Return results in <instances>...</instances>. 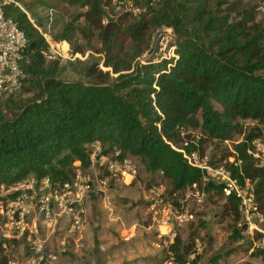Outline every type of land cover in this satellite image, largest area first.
Wrapping results in <instances>:
<instances>
[{
    "label": "trees",
    "instance_id": "1",
    "mask_svg": "<svg viewBox=\"0 0 264 264\" xmlns=\"http://www.w3.org/2000/svg\"><path fill=\"white\" fill-rule=\"evenodd\" d=\"M58 1L86 7L78 17L95 32L110 70L94 64L88 68V81L60 79L59 61L42 53L48 49L44 36L19 7H5L26 35L20 87L27 84L32 94L19 102L10 96L0 102V184L47 177L52 189L60 188L77 170L83 173L90 166V146L99 143L103 153L117 150L118 159L136 157L147 172H160L172 193L183 191L193 183L201 185L204 172L178 148L202 154L209 144L239 135L225 155L233 161L224 167L239 184L248 180L264 218V167L249 152L255 138L264 139V129L246 132L239 121L264 124V19L257 20V5L161 0L134 18L106 13L100 0ZM163 26L174 30L177 56L138 62L149 49L152 32ZM76 29L74 21L67 22L55 40L72 41ZM205 190L222 193L224 184L209 180ZM223 205L239 219L234 194L225 196ZM241 238L240 229L234 228L231 239ZM191 247H180L176 237L170 244L174 261L185 264ZM256 247L255 254L264 259V248ZM7 259V252L2 253L0 264Z\"/></svg>",
    "mask_w": 264,
    "mask_h": 264
},
{
    "label": "rangeland",
    "instance_id": "2",
    "mask_svg": "<svg viewBox=\"0 0 264 264\" xmlns=\"http://www.w3.org/2000/svg\"><path fill=\"white\" fill-rule=\"evenodd\" d=\"M16 1L35 20L41 32L49 36L52 44L58 43L61 48L65 47L62 42L68 44L69 55L57 58L60 79L66 82L88 81L92 77L88 68L94 64L104 72L110 70L103 64L104 57L95 32L85 25L82 17H78L86 10L85 6L67 5L58 0ZM241 1L244 5H257V20L264 19V1ZM102 2L107 5L106 13L118 14L105 0ZM70 21H74L77 28L72 41L55 40V34ZM155 33L156 30L152 32L149 45L156 41ZM168 49L167 46L166 54ZM144 53L138 58H143ZM115 75L110 73V77ZM27 86H19L9 95L0 96V102L9 96L12 102L28 99L32 92L26 91ZM239 121L246 132L256 126L264 129V124L255 120ZM240 138L236 135L232 141L209 144L203 154L214 162L213 166L224 167L227 161H233L232 157L226 158L225 155L232 151L234 143ZM90 149L93 160L82 174L90 182L91 189L84 193L81 201V229L70 231L68 216L62 214L55 216L56 222L49 225L40 218L35 220L40 238H48L46 251L54 254L60 264H177L170 251V244L176 237L180 247L186 244L192 246V253L187 256L185 264H264V259L255 254L256 246L264 243V218L257 207L251 208L249 216L240 210V217L236 220L224 208V192L206 191L205 183H202L172 193L169 181L160 172H147L132 156L126 157L127 169L134 168V173H120L117 177L107 168V162L116 159L114 154L117 150L103 153L99 143H93ZM105 177L106 187L101 190L98 181ZM22 188L26 189V185ZM1 216L4 214L0 209V219ZM0 228H3L2 224ZM234 228L240 229L243 238L237 241L231 239ZM6 249L11 252L10 259L22 264L36 262L26 237L10 239ZM2 253L6 252L0 245V257Z\"/></svg>",
    "mask_w": 264,
    "mask_h": 264
},
{
    "label": "built area",
    "instance_id": "3",
    "mask_svg": "<svg viewBox=\"0 0 264 264\" xmlns=\"http://www.w3.org/2000/svg\"><path fill=\"white\" fill-rule=\"evenodd\" d=\"M159 1L161 0H106L109 6L118 13H125L134 18L149 11ZM10 4L24 11L29 21L44 36L48 43V49L43 50L42 53L48 59H57L58 56L66 57L70 53L68 44H66V48H61L58 43L52 44L49 36L41 32L35 20L16 0H0V96L9 95L16 90L25 75L21 67V60L27 39L17 22L5 14V7ZM106 22L107 17H104L102 23L105 24ZM155 36L156 41L149 45L150 48L144 53L143 58H138V62L144 63L146 60L155 62L157 59H171L177 56L175 53L176 36L172 27L157 28ZM167 46L169 47L168 56L166 54ZM252 146L253 148L249 152L256 159L257 165L264 167V139L255 138L252 141ZM178 150L182 151L192 166L204 172L202 183L209 180L223 183L225 196L234 194L239 199V209L243 210L245 216H249L251 208L257 207L253 189L248 181L244 185L239 184L231 177V173L226 167L211 165L207 154H200L197 151L186 153L182 148H178ZM118 153L119 151L115 152L116 159L114 161L107 162L108 170L112 175L116 174L117 177L120 173L127 174L129 171L134 173V168L127 169L129 168L127 158L118 159ZM90 158L93 160L92 154ZM101 161L103 162L104 158ZM106 182V177L98 181V184L102 186L100 187L101 190L106 187ZM24 185H26V189L22 188ZM197 186L196 183H193L190 188ZM90 189V182L79 171L76 172L74 178L64 183L60 188L52 189L47 177L39 181L32 178L28 182L20 181L10 185L0 184V209L1 214H4L0 219V224L3 225V228H0V245L5 248V252L8 254L7 264H22L16 259H10L11 252L6 249V243H9L10 239L22 237L27 238L31 255L36 257L35 264H58L56 256L46 251L45 244L48 238H40L35 220L40 218L42 222L49 225L56 222L55 216L62 214L68 216L70 231L81 229L82 211L79 205L84 193L89 192ZM34 214L38 215L32 216ZM29 218L32 220L29 221Z\"/></svg>",
    "mask_w": 264,
    "mask_h": 264
},
{
    "label": "water",
    "instance_id": "4",
    "mask_svg": "<svg viewBox=\"0 0 264 264\" xmlns=\"http://www.w3.org/2000/svg\"><path fill=\"white\" fill-rule=\"evenodd\" d=\"M101 1V0H100ZM262 247L264 248V243L262 244Z\"/></svg>",
    "mask_w": 264,
    "mask_h": 264
},
{
    "label": "crops",
    "instance_id": "5",
    "mask_svg": "<svg viewBox=\"0 0 264 264\" xmlns=\"http://www.w3.org/2000/svg\"><path fill=\"white\" fill-rule=\"evenodd\" d=\"M64 43H65V41H64ZM67 44V43H66ZM67 219H68V217H67Z\"/></svg>",
    "mask_w": 264,
    "mask_h": 264
}]
</instances>
